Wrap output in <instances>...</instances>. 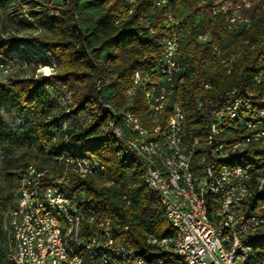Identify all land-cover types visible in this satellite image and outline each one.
I'll return each instance as SVG.
<instances>
[{"label":"trees","instance_id":"1","mask_svg":"<svg viewBox=\"0 0 264 264\" xmlns=\"http://www.w3.org/2000/svg\"><path fill=\"white\" fill-rule=\"evenodd\" d=\"M128 1L0 0L10 22L14 15H21L23 22L35 29L27 36L11 33L3 22L0 29V146H8L5 180L0 178V204L9 209L6 202L19 192L29 166L43 171V188L54 185L56 175H63L66 161L61 157L98 160L106 166L102 175H71L61 184L63 191L81 207L92 206L102 216L116 218V243L150 260L157 246L149 239L172 238L175 231L160 200L146 186L138 160L125 151L123 139L113 134V125L123 126L113 108L131 110L149 127L153 124L145 99L149 90L138 86L133 99L129 91L137 71L155 73L161 65L162 25L172 14L184 29L180 33L171 30L172 36L191 62L176 83L178 101L186 113V135H205L215 105L231 91L255 88L254 75L264 52V9L256 6L247 10L245 15L252 24L236 32L228 29L223 16L207 9L212 0H169L167 7L157 6L156 0H139L132 13ZM203 33L211 34L213 41L200 44L198 36ZM246 41L250 43L245 45ZM252 45L255 48L237 61L232 74L213 75L222 70L215 47L227 56ZM27 65L36 66L32 75L11 73L12 68ZM43 65L52 66L54 73L38 75ZM201 76L213 83L205 108L196 102L197 94L205 91ZM256 92L264 96V86H258ZM14 112L26 119L21 134L11 133L3 117ZM18 148L20 153L14 155L12 151ZM250 155L260 166L259 173L264 174V142L254 144ZM65 221L60 218L63 228H67ZM86 235L87 229L82 233ZM263 237L259 236L260 243ZM0 238L7 264H16L10 228H1Z\"/></svg>","mask_w":264,"mask_h":264},{"label":"bare ground","instance_id":"2","mask_svg":"<svg viewBox=\"0 0 264 264\" xmlns=\"http://www.w3.org/2000/svg\"><path fill=\"white\" fill-rule=\"evenodd\" d=\"M69 1V0H67ZM139 1V0H135ZM159 0H156V5ZM238 1V0H229ZM169 0L159 7H167ZM260 6L264 9L263 2H255V7ZM207 9L213 14L212 4H208ZM206 9V10H207ZM219 15L226 20L227 27L230 31H236V25H231L228 20L226 11H219ZM231 16H238V8H231ZM175 20H178L176 23ZM183 23L173 15L169 14L165 21V27L175 33H180L183 29ZM252 21L249 18L243 19V28L247 29L251 26ZM204 38L208 39V43L213 41L211 34H204ZM173 44L180 42L172 36ZM245 45L250 42L246 41ZM255 45L242 49L239 52L231 53L223 56L220 47H215L216 54L220 57L222 70L214 71L215 74H232L237 61L244 56L247 51H252ZM173 57H183L180 48H173ZM262 57V56H261ZM188 69L187 65H180V73ZM258 69V68H257ZM264 69V57H263ZM193 74V73H192ZM39 75V74H38ZM138 71L135 73L136 77ZM50 76V75H49ZM255 88L253 90L246 89L243 91H231L229 97L224 100L233 99L236 96L243 95L249 100L260 101L264 106V96L256 92V88L264 86V74L261 76L259 68L255 75ZM202 89L198 93L201 97L200 108H205L207 92L213 88L211 79L207 76L200 77ZM147 90V89H146ZM208 90V91H207ZM146 103L149 99V91H145ZM197 100V97H196ZM179 102V101H178ZM242 98L234 99V106H241ZM220 103L215 105L209 114V125L205 135H196L186 138L184 136H167L166 133H158L157 122L159 114L148 113L152 125L149 127L139 116L131 110H116L114 112L121 116L122 125H113V134L119 139H123L125 151L133 154L138 160L143 171V179L153 195L160 200L165 209L167 218L171 226H174L173 214L169 211V206L165 201L159 189H154V179H152V171L154 172L156 181L163 183L166 188L168 197H175L179 203L186 208V212L194 222L203 226L217 225V217L220 220V226H236L239 224V214L225 213L223 207L212 206L209 203L207 190V170L210 167H218V160H212V142L215 138L229 139L226 142L227 154L219 156V164L230 167H242L241 172H227L226 167H218L216 169V177H223L229 181H237L238 186L234 192L225 193V200H236V206L244 205V196L250 199L248 204L247 221L255 220V213L260 210L264 213V174L259 173L260 166L250 155V149L258 142H264V128H258V136L250 135V132H242L239 129L227 128L228 114H221L216 121V112L219 110ZM148 111V106H147ZM179 112H182L183 125L186 124V113L179 102ZM258 117H250L249 126H257ZM136 127V128H135ZM116 129V130H115ZM125 131L129 132V135ZM186 131V129H185ZM161 140H165L162 145ZM132 143V149L129 144ZM144 142H147L146 146ZM67 155V154H66ZM188 156V158H187ZM65 157V156H64ZM61 157L66 161V167L60 177L55 179V184L50 186V192H56L59 197L60 210L54 203L52 196L48 193L46 187H41L43 181L41 177L43 171L31 168L23 174L22 186L20 188L19 198L16 209L12 213V227L14 228V244H15V262L16 264H39L37 250H29V244H26V235L24 227V216H30V221H37V210H32L31 191H35L36 201H41L44 211L51 222L57 223L58 233L57 242L59 250H62L65 257H69L68 264H156L159 262L169 261V254H157L149 260L145 255L138 254L135 250L129 249L125 244H117L113 237V229L117 223L116 218L102 216L99 211L92 207H81L70 196L63 191L62 183L68 182L71 175H78L82 178L98 176L106 171V166L94 159L80 156ZM76 159L77 164L68 162L69 159ZM187 159V162H186ZM88 163L91 168L88 167ZM150 167H148V164ZM187 165L189 171H187ZM152 169V170H151ZM262 169V168H261ZM43 177H45L43 175ZM30 183V188L27 187ZM91 218L88 219L87 216ZM65 219L67 228H63L60 218ZM11 224V223H10ZM11 227V228H12ZM264 221L262 223H250L251 233H256L246 240H241V249H244L245 264H264V237L262 243L259 242V236L263 235ZM87 229V235L82 236L84 230ZM176 236V227H173ZM107 231L113 244H104L99 232ZM151 245L167 248L176 247V239H158L152 237L149 239ZM263 244V245H260ZM29 252V259L27 258ZM172 261L177 264H185V254L174 252Z\"/></svg>","mask_w":264,"mask_h":264},{"label":"built area","instance_id":"3","mask_svg":"<svg viewBox=\"0 0 264 264\" xmlns=\"http://www.w3.org/2000/svg\"><path fill=\"white\" fill-rule=\"evenodd\" d=\"M139 1L129 0L130 13L134 11L135 6ZM255 2H263L264 0H212L213 14L219 15V11H226L228 20H231V25H236V32L244 31L243 19L247 18L245 12L255 7ZM166 3V0H159L157 6ZM231 8H238V16H231ZM174 19V15H173ZM118 19L116 22L120 21ZM178 23V20H175ZM148 23L147 26H150ZM163 27V35L161 37V45L163 47L162 63L155 73L148 71H138V75L134 78V86L130 92L131 99L135 95V89L138 86H143L149 90V99L147 102L148 113L159 114V121L157 123L158 133H166L167 136H184L186 138L185 125L182 121V112H179L178 91L176 88L177 79L181 76L180 65H187L191 67V62L184 55L183 57H173V48H180L179 44H173L171 30ZM151 32L155 33V29L151 28ZM208 39L204 38V33L198 36L200 44H208ZM263 57H260L261 76L264 74ZM242 98L241 106H234V99ZM197 105L200 108L201 97L197 94ZM216 112V121L221 114H228L227 128L239 129L242 132H250V135L258 136V128H264V106L257 100H249L248 97L243 95L236 96L233 99L223 100L220 102L219 110ZM250 117H258L257 126H249ZM136 128V127H135ZM116 130V129H115ZM229 139L215 138L213 136L212 142V160H218V167H226L227 172H241L242 167H230L219 164V156L227 154L226 142ZM129 148L132 149V143L127 142ZM162 145L165 140H161ZM146 146L147 142H144ZM188 158V156H187ZM68 162L77 164L76 159H69ZM187 162V159H186ZM148 167H150L149 163ZM259 166V164L257 165ZM29 166L28 169H30ZM88 167L91 166L88 163ZM218 167H210L207 170V190L209 203L212 206L223 207L225 213L239 214V224L236 226H220V220L217 217V225L203 226L200 223L194 222L186 212V208L182 203L176 200L175 197H168L166 188L163 183L156 181L154 172L152 171V179H154V189L165 195V201L169 206V211L173 214L174 226L176 227V236L169 239H176V247L156 249L153 253L169 254V261L159 262L156 264H177L172 261V254L174 252H181L185 254V264H245L244 249H241V240L255 235L251 233L250 223H262L264 221V213H255L254 221H247L248 204L250 199L244 196V205L236 206V200H225V193L234 192V190L241 186L237 181H229L223 177H216V169ZM152 170V169H151ZM187 171L190 172L187 165ZM102 175V174H101ZM55 177L62 175L58 174ZM30 188V183H27ZM48 193L52 196L54 203L60 210L59 197L56 192H50V184H46ZM32 210H37V221H30V216H24V227L26 235V244H29V250H37L39 264H68L69 257H65L62 250H59L57 235L58 225L51 222L47 217L46 212L42 206L41 201H36L35 191H31ZM88 219L91 218L89 215ZM128 227V226H127ZM264 233V232H263ZM104 244H113L107 231L99 232ZM131 249V248H129ZM264 253V248H263ZM29 259V252H27ZM140 264H145L139 262ZM100 264V261L97 263ZM254 264V261H253Z\"/></svg>","mask_w":264,"mask_h":264},{"label":"rangeland","instance_id":"4","mask_svg":"<svg viewBox=\"0 0 264 264\" xmlns=\"http://www.w3.org/2000/svg\"><path fill=\"white\" fill-rule=\"evenodd\" d=\"M8 17V14L6 12V10L3 7H0V29L4 28V24H7L9 26V30L11 33H15L18 34L19 36H27L30 33H32V31H34L35 29L26 25L23 22L22 16L21 15H14V20L13 22H10ZM2 22L4 24H2ZM9 33H6V35H8ZM36 67V66H35ZM34 65H27L25 68L22 67H15L12 68L11 70H13L11 73L14 75H21V76H28V75H32L34 72ZM6 72H8V69H5ZM37 73L40 76H49L52 75L54 73V69L52 66L50 65H43L41 66L38 70ZM5 123L7 125V127L9 128V131L13 134H21L25 131V128L27 126L26 123V119L24 117V115L20 112H14V113H4L3 114ZM8 146H0V178L2 179V181L5 180V170H4V166H5V157L8 156L6 149ZM21 148L18 149H14L12 151V153L18 154L20 153ZM34 168V167H30ZM36 169V168H34ZM37 170V169H36ZM19 192H16L13 194V198L7 200L8 202H6L9 205V209H6L4 205L0 204V229L3 228L5 230H9L10 228V233L11 235L14 237V228L12 227V213L14 211V209H16V205L18 203V198H19ZM11 206V207H10ZM11 223V224H10ZM12 227V228H11ZM14 241V238H13ZM11 249L13 250V260L15 262V244H14V248L11 247ZM0 264H7L6 261V257L3 255V240L0 238Z\"/></svg>","mask_w":264,"mask_h":264}]
</instances>
